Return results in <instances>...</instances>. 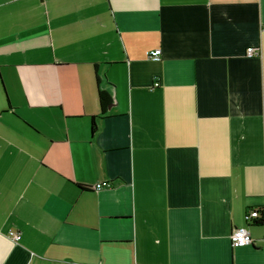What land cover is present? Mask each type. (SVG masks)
<instances>
[{
  "label": "crops",
  "instance_id": "1",
  "mask_svg": "<svg viewBox=\"0 0 264 264\" xmlns=\"http://www.w3.org/2000/svg\"><path fill=\"white\" fill-rule=\"evenodd\" d=\"M258 208L264 0H0V264H264Z\"/></svg>",
  "mask_w": 264,
  "mask_h": 264
},
{
  "label": "built area",
  "instance_id": "2",
  "mask_svg": "<svg viewBox=\"0 0 264 264\" xmlns=\"http://www.w3.org/2000/svg\"><path fill=\"white\" fill-rule=\"evenodd\" d=\"M259 54H260L259 50L254 47H247L246 49V55L248 57L258 56ZM160 55H161V50L159 48H156V49L148 51L147 59L151 61H157L160 59ZM154 85L157 86L158 83H155ZM102 187H103L102 184L97 183L93 187V189L99 190ZM246 214L247 215L245 216V221L248 222L251 217H255L257 215V212L256 210H250V211H247ZM7 236L15 242L21 238L20 233L13 231V230L8 231ZM229 239H230L231 246L233 247L245 246L252 242L249 232L244 227L234 228L229 236Z\"/></svg>",
  "mask_w": 264,
  "mask_h": 264
},
{
  "label": "trees",
  "instance_id": "3",
  "mask_svg": "<svg viewBox=\"0 0 264 264\" xmlns=\"http://www.w3.org/2000/svg\"><path fill=\"white\" fill-rule=\"evenodd\" d=\"M96 81H97V85H98V82H99V76L98 75H96ZM97 101H98V105H99V109H100V114L103 115L106 113L107 107L111 104L112 97L106 90L98 87L97 88ZM91 124H92V131H94L95 130V122H94L93 118H92ZM82 188L91 190V187L88 185L82 186ZM254 210H256L257 215L255 217H251L248 222L252 223L254 225H263L264 224V208H258V209H254ZM246 215L247 214H245V216Z\"/></svg>",
  "mask_w": 264,
  "mask_h": 264
}]
</instances>
